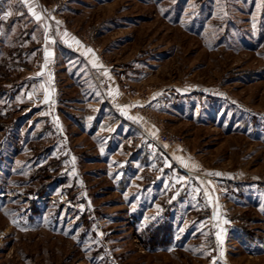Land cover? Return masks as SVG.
I'll return each mask as SVG.
<instances>
[{"label": "rangeland", "instance_id": "obj_1", "mask_svg": "<svg viewBox=\"0 0 264 264\" xmlns=\"http://www.w3.org/2000/svg\"><path fill=\"white\" fill-rule=\"evenodd\" d=\"M0 264H264V0H0Z\"/></svg>", "mask_w": 264, "mask_h": 264}, {"label": "crops", "instance_id": "obj_2", "mask_svg": "<svg viewBox=\"0 0 264 264\" xmlns=\"http://www.w3.org/2000/svg\"><path fill=\"white\" fill-rule=\"evenodd\" d=\"M79 51H81V49H79L78 48V46H77V62H79V63H82L81 64V66L83 67V68H85V72L87 73V72H89V74L90 75H88V73H87V75H88V77H91L92 75H93V71L92 70H94V71H96L95 69H96V64H95V62H96V60H94L93 59V57L92 56H90V55H87V53L86 54H81V52H79ZM95 61V62H94ZM98 66V65H97ZM92 67L94 68V69H92ZM99 67V66H98ZM97 72V71H96ZM93 79L95 80V76L93 75ZM87 99H89L88 98V95H87ZM105 99V103L107 104V107L108 108H110V110H111V112H110V114H109V118L110 119H113L115 116L113 115V113L116 111V117L117 116H119L118 115V113L120 114V118L121 119H126V121H124L125 122V125H132V124H135V123H133L132 122V119L129 117V116H127L125 113H123L122 112V104L121 103H117V102H114V101H107V98H104ZM96 100V99H95ZM95 110H97V107H95ZM124 114H125V117H124ZM96 116V115H95ZM94 116V117H95ZM96 120V119H95ZM89 124H94L95 122H97V121H94V120H92V121H90L89 120ZM102 122V121H101ZM100 122V123H101ZM98 123V122H97ZM88 124V125H89ZM110 125L113 127L114 125H115V122H113V121H111V123H110ZM97 128H95L92 132L93 133H90V134H94V135H97V130H96ZM86 134V133H85ZM107 134V133H106ZM109 139H110V137L111 138H113V140H114V138H119V135H114V133H113V131H110L109 132ZM149 136V135H148ZM180 170H182L183 172H185V173H188L187 171H185V169H180ZM205 180L203 179H201V182H204ZM241 184H243V183H241ZM254 196H255V193H251V195H250V197H251V199H253L254 198Z\"/></svg>", "mask_w": 264, "mask_h": 264}, {"label": "built area", "instance_id": "obj_3", "mask_svg": "<svg viewBox=\"0 0 264 264\" xmlns=\"http://www.w3.org/2000/svg\"><path fill=\"white\" fill-rule=\"evenodd\" d=\"M161 141H163V143H172V140L170 139V137L168 135L162 134L161 135Z\"/></svg>", "mask_w": 264, "mask_h": 264}, {"label": "snow or ice", "instance_id": "obj_4", "mask_svg": "<svg viewBox=\"0 0 264 264\" xmlns=\"http://www.w3.org/2000/svg\"><path fill=\"white\" fill-rule=\"evenodd\" d=\"M37 19H39V17H37Z\"/></svg>", "mask_w": 264, "mask_h": 264}]
</instances>
